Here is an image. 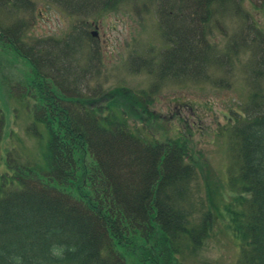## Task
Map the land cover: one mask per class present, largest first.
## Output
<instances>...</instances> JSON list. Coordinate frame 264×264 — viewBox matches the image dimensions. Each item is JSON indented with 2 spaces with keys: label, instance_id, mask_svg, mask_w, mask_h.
Here are the masks:
<instances>
[{
  "label": "trees",
  "instance_id": "1",
  "mask_svg": "<svg viewBox=\"0 0 264 264\" xmlns=\"http://www.w3.org/2000/svg\"><path fill=\"white\" fill-rule=\"evenodd\" d=\"M49 1L75 18L70 33L55 45L42 43L43 50L32 51L33 59L19 52L25 18L0 29V41L31 70L25 96L34 95L33 135L41 146L32 163L5 155L8 164L0 171V264H10L11 256L22 257V264H130L127 253L137 264H179L175 248L167 254L169 245L162 248L158 242L171 246L187 231L207 232L211 215L207 208L199 223L191 216L198 207L192 200V165L183 159L184 154L191 158L188 140L159 141L156 116L148 111L151 100L127 87L82 93L79 66L97 60L88 27L126 6L139 14L152 13L165 40L158 54L162 65L176 66L174 75L189 77L205 75L212 66H228L246 49L253 53L254 74L262 76L264 35L248 24L223 51L208 39L224 13L244 12L240 0ZM32 6L31 0H0V9L11 13L31 11ZM73 67L74 81L68 75ZM257 96L251 93L252 108L241 120L237 112L239 117H227L228 125L235 121L229 129L238 139L241 162L234 187L242 194L225 211L240 241V264H264V95ZM3 117L0 110V128ZM53 242L75 250L53 260L47 256Z\"/></svg>",
  "mask_w": 264,
  "mask_h": 264
},
{
  "label": "rangeland",
  "instance_id": "2",
  "mask_svg": "<svg viewBox=\"0 0 264 264\" xmlns=\"http://www.w3.org/2000/svg\"><path fill=\"white\" fill-rule=\"evenodd\" d=\"M31 1V11L13 10L11 13L0 9V29L3 31L16 19L25 18L27 28L22 33L24 42L19 44H22L19 52L33 59L32 51L37 48L43 50L42 43L55 45L58 38L70 33L75 17L67 15L49 0ZM240 3L243 11L248 13L250 23L264 35V1L240 0ZM224 15L219 29L214 28L212 36H208L218 51H223L230 39L233 43L237 33L241 34L246 29L242 12L238 15L227 12ZM157 22L158 17L152 13L142 11L139 14L132 6L91 22L88 32H96V35L89 43L98 49L99 59L94 58L93 63L86 67L78 65L84 76L81 79L82 93L127 87L142 98L151 100L148 111L156 116L153 126L159 141H164L166 137L179 138L180 143L188 140L186 145L192 153L191 158L184 154L183 159L192 165V200L198 207L191 216L194 223H199L200 216L209 208L211 215L207 216V221L210 226L207 232L182 233V237L174 240L171 246L168 241L158 242L162 248L169 245L164 252L168 254L171 248H175L179 264H240V241L233 236L229 228V214L225 211V205L242 194L237 184L234 187V180L240 175L241 162L238 139L234 130L229 129L235 121H230L228 125L227 117L237 118V112L241 120L245 111L252 108L251 93L258 92L256 99L264 95V74H254L253 53L246 49L239 51L230 65L212 66L205 75H174L176 66L171 69L165 63L162 65V57L158 56L165 40ZM51 39L54 41L51 42ZM3 42L0 41V110L4 115L0 128L2 172L8 164L5 155L32 163L41 152L39 137L36 139L33 135L37 134L33 129L34 95L31 94L30 98L25 96L24 83L31 70L26 61ZM32 45L34 48H31ZM55 66L56 72L58 67ZM74 72V67L69 69L72 81L75 80ZM52 74H55L54 71ZM64 77L68 82L65 74ZM145 116L144 120L147 119ZM239 197L236 202H239ZM200 202L202 208L199 211ZM126 261L137 264L129 253L126 254Z\"/></svg>",
  "mask_w": 264,
  "mask_h": 264
},
{
  "label": "clouds",
  "instance_id": "3",
  "mask_svg": "<svg viewBox=\"0 0 264 264\" xmlns=\"http://www.w3.org/2000/svg\"><path fill=\"white\" fill-rule=\"evenodd\" d=\"M74 250H75L74 246L53 242L49 245L47 256L53 260H62L67 252ZM9 260H10V264H22V257L20 256H11L9 257ZM41 264H43L42 260H41Z\"/></svg>",
  "mask_w": 264,
  "mask_h": 264
}]
</instances>
